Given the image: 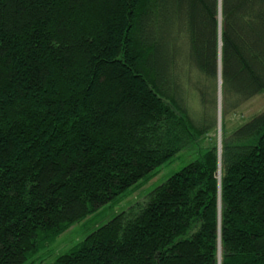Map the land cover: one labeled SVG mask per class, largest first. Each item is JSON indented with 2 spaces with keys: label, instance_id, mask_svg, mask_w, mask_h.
Returning a JSON list of instances; mask_svg holds the SVG:
<instances>
[{
  "label": "trees",
  "instance_id": "16d2710c",
  "mask_svg": "<svg viewBox=\"0 0 264 264\" xmlns=\"http://www.w3.org/2000/svg\"><path fill=\"white\" fill-rule=\"evenodd\" d=\"M263 94L264 0H0V264L183 150L196 157L47 264H264V110L228 126Z\"/></svg>",
  "mask_w": 264,
  "mask_h": 264
},
{
  "label": "rangeland",
  "instance_id": "374dc122",
  "mask_svg": "<svg viewBox=\"0 0 264 264\" xmlns=\"http://www.w3.org/2000/svg\"><path fill=\"white\" fill-rule=\"evenodd\" d=\"M220 83L218 81V93L220 90ZM218 107V105H217ZM221 109V107H220ZM264 110V94L256 96L246 102L240 109L239 112L228 117V126H233L237 123H244L248 121L253 115ZM218 111V108H217ZM218 114V112L216 113ZM243 119V121H242ZM218 135V115H217V126L210 137H215L217 142ZM221 135V131H220ZM207 135V138L209 137ZM222 140V137H221ZM207 140L203 146H206ZM221 149V148H220ZM196 155L193 150H183L173 157L167 164L162 165L157 174L149 181L144 183L137 189L126 191L117 201L107 203L100 207L94 214L87 217L84 221L79 224L72 226L67 231L63 232L53 242L44 245L34 256L25 261L24 264H47L51 263L57 255L68 253L73 249L79 242H81L89 233L94 231L97 227L102 226L111 220L115 215L126 211L136 203L141 202L147 196V194L162 184L169 176L179 171L183 166L192 161ZM220 171V166L218 165Z\"/></svg>",
  "mask_w": 264,
  "mask_h": 264
},
{
  "label": "water",
  "instance_id": "95a60500",
  "mask_svg": "<svg viewBox=\"0 0 264 264\" xmlns=\"http://www.w3.org/2000/svg\"><path fill=\"white\" fill-rule=\"evenodd\" d=\"M219 96H218V135H217V154H218V158L220 159V153H221V135H220V128H221V112H220V101H221V97H220V90H219ZM220 166V164H219ZM219 169V167H218ZM220 173V171H217V174Z\"/></svg>",
  "mask_w": 264,
  "mask_h": 264
},
{
  "label": "bare ground",
  "instance_id": "6f19581e",
  "mask_svg": "<svg viewBox=\"0 0 264 264\" xmlns=\"http://www.w3.org/2000/svg\"><path fill=\"white\" fill-rule=\"evenodd\" d=\"M220 111H221V110H220ZM219 176H220V175H219ZM219 176H218V177H219ZM219 178H220V177H219ZM219 251H220V250H219ZM217 256H218V255H217Z\"/></svg>",
  "mask_w": 264,
  "mask_h": 264
}]
</instances>
